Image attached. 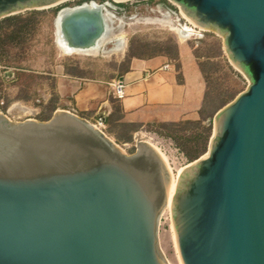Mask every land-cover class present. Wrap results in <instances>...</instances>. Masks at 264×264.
I'll return each instance as SVG.
<instances>
[{
  "label": "water",
  "instance_id": "obj_1",
  "mask_svg": "<svg viewBox=\"0 0 264 264\" xmlns=\"http://www.w3.org/2000/svg\"><path fill=\"white\" fill-rule=\"evenodd\" d=\"M64 1L0 0V19ZM171 1L223 37L250 81L214 116L207 152L178 172L170 209L181 264H264V0ZM105 28L101 9L85 8L63 16L61 35L95 47ZM170 183L146 140L128 155L70 111L47 121L0 111V264H167L158 224Z\"/></svg>",
  "mask_w": 264,
  "mask_h": 264
},
{
  "label": "rangeland",
  "instance_id": "obj_2",
  "mask_svg": "<svg viewBox=\"0 0 264 264\" xmlns=\"http://www.w3.org/2000/svg\"><path fill=\"white\" fill-rule=\"evenodd\" d=\"M90 1L104 5L116 16L115 22L97 46L86 52L70 53L58 39L56 14L62 8H74ZM115 1L66 0L59 5L30 8L1 18L0 111L12 121H47L56 111L72 109L69 84L72 88L79 87L87 79L108 85L129 68L132 59L159 54L175 58L179 43L185 42L193 48L205 75L207 118L161 130L146 127L131 142L114 141L128 155L136 151L138 139L150 142L166 157L177 178L179 170L194 161L186 156L187 152L198 151L199 157L207 152L214 116L244 91L250 81L231 64L223 37L214 31L197 30L185 40L180 39L174 28L188 26L189 20L171 0ZM76 115L92 124L99 121ZM104 125L103 132L108 133V126ZM117 130L122 137L128 134L124 128ZM197 136L199 141L195 142ZM158 246L167 264H181L170 206L159 219Z\"/></svg>",
  "mask_w": 264,
  "mask_h": 264
},
{
  "label": "crops",
  "instance_id": "obj_3",
  "mask_svg": "<svg viewBox=\"0 0 264 264\" xmlns=\"http://www.w3.org/2000/svg\"><path fill=\"white\" fill-rule=\"evenodd\" d=\"M175 58L159 54L150 58H134L123 77L125 96L115 97L113 89L102 82L84 79L69 95L80 116L98 119L104 114L108 133L115 142L128 143L144 128H158L183 122H200L207 118V82L201 63L192 47L179 43ZM168 65V67H166ZM83 80V79H81ZM117 128L128 131L122 137Z\"/></svg>",
  "mask_w": 264,
  "mask_h": 264
},
{
  "label": "bare ground",
  "instance_id": "obj_4",
  "mask_svg": "<svg viewBox=\"0 0 264 264\" xmlns=\"http://www.w3.org/2000/svg\"><path fill=\"white\" fill-rule=\"evenodd\" d=\"M85 8H88V9H101L102 11V14L104 16V19H105V25H106V33H109L111 32V24H113L115 22V19H116V16L108 11L104 5H100L98 3H96L95 1H92L90 3H84L83 7L81 8H71V7H65V8H62V10L60 11L59 15H58V18H57V28H58V39L60 41V43L62 44V46L70 53H75V52H86V51H89L91 48H94L93 45H90L89 47H77V46H72L70 45L68 42L65 41V39L62 37L61 35V22H62V19H63V16L67 13H70L74 10H79V9H85ZM187 20H189V25L188 26H185L187 25V23L184 25L185 27L181 28V27H175L174 30H176V32L178 33L179 37L182 39V40H185V38L191 36V35H194L195 33H197V30H200V31H204L205 29L201 28V27H198L195 23H193L190 19H188L186 16H184ZM180 25V24H179ZM105 33V34H106ZM105 37V36H104ZM101 38L100 41L97 43V45L101 42V41H104L105 38ZM142 136V135H141ZM160 153V152H159ZM161 154V153H160ZM161 156L163 157L166 165L168 164L167 160H166V157L164 155L161 154ZM168 169H169V172L171 174V183H170V186H169V189H168V199H167V204H166V207L167 206H170V201H171V198L174 194V190H175V186H176V182H177V178L176 176L172 173V169L171 167L169 166L168 164ZM183 170V169H182ZM181 170V171H182ZM180 171V172H181ZM165 207V208H166ZM176 240V238H175ZM178 251V250H177ZM179 255V254H178Z\"/></svg>",
  "mask_w": 264,
  "mask_h": 264
},
{
  "label": "built area",
  "instance_id": "obj_5",
  "mask_svg": "<svg viewBox=\"0 0 264 264\" xmlns=\"http://www.w3.org/2000/svg\"><path fill=\"white\" fill-rule=\"evenodd\" d=\"M168 67V65L166 66ZM110 86L113 89V93L115 95L116 98L121 99L125 96V85L123 83V81L119 80V78L113 80L110 83ZM74 114H77V112L75 110L70 111ZM89 122V121H88ZM92 124V123H91ZM96 129H98L99 131L103 132V129L105 128L104 123L97 121L96 124H92ZM104 133V132H103Z\"/></svg>",
  "mask_w": 264,
  "mask_h": 264
},
{
  "label": "trees",
  "instance_id": "obj_6",
  "mask_svg": "<svg viewBox=\"0 0 264 264\" xmlns=\"http://www.w3.org/2000/svg\"><path fill=\"white\" fill-rule=\"evenodd\" d=\"M181 124V123H179ZM175 125H178V124H173V125H161L159 126L161 129H164V128H167L168 126H175ZM195 142H198L199 141V136L195 137ZM198 154V151H192V152H187L186 153V156L191 159V160H196L199 158V155Z\"/></svg>",
  "mask_w": 264,
  "mask_h": 264
}]
</instances>
